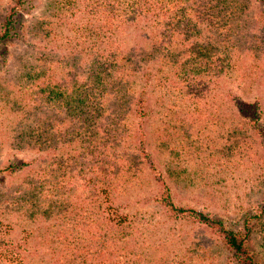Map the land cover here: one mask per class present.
Returning <instances> with one entry per match:
<instances>
[{
  "label": "rangeland",
  "instance_id": "1",
  "mask_svg": "<svg viewBox=\"0 0 264 264\" xmlns=\"http://www.w3.org/2000/svg\"><path fill=\"white\" fill-rule=\"evenodd\" d=\"M180 1L165 20L132 0L18 8L0 44V264H43L65 233L64 258L99 255L108 207L134 218L124 250L141 264H233L216 234L154 200L161 183L177 207L246 230L264 264V5ZM13 3L0 0V24ZM114 58L125 67L89 93L91 68ZM240 102L257 104L260 134Z\"/></svg>",
  "mask_w": 264,
  "mask_h": 264
},
{
  "label": "trees",
  "instance_id": "2",
  "mask_svg": "<svg viewBox=\"0 0 264 264\" xmlns=\"http://www.w3.org/2000/svg\"><path fill=\"white\" fill-rule=\"evenodd\" d=\"M134 10H131L132 13L137 15H148L149 18L154 20L162 19L165 20L168 14L175 13L177 15L182 14L184 7L180 0H132ZM173 1V4H171ZM219 1V0H217ZM227 2L229 0H221ZM257 3L264 5V0H254ZM218 3V2H217ZM26 4V0H14L12 7L9 9L8 14L3 18V21L0 24V44L15 38L17 32L13 28L14 18L13 16L17 13L19 7ZM176 4V6H174ZM219 5V3H218ZM210 8L209 10H212ZM180 34V33H179ZM165 48H162L164 50ZM118 57V56H117ZM120 60V59H119ZM125 67V64L118 62V59L114 58L113 60H106L103 64H98L91 68L89 71V77L91 79L89 85V93L93 92V89H96V85L100 86V82L103 83L104 78H110ZM130 66H127L129 68ZM129 78H133L135 73L128 69L127 72ZM86 87V86H85ZM237 112L240 114V117L243 121L247 122L252 129H255L258 134H260L259 125L257 119L259 117L258 106L256 103L242 104L236 103ZM138 107H140L137 104ZM139 115H143L142 111ZM138 152L140 155H143V158H147L143 148L142 138L138 140ZM264 145V144H263ZM23 165V164H22ZM9 168L11 166H8ZM163 188L160 191L158 198H154L156 202L162 204V206L168 208L173 215L174 219L179 220H190L194 222L195 225L200 226L205 229H209L219 238V243L222 247L228 252L231 261L233 264H254L253 258L250 255L247 246V231H233L226 228L223 223L217 219L212 218L206 213L196 211L190 208H181L174 205L170 200V194L168 188L164 183H161ZM69 226V222L67 224ZM71 227V224H70ZM75 229V226H74ZM96 241L95 249L100 252L99 255L94 254L93 258L86 259L83 257L72 256L67 259L61 255V249L63 243H70L66 233L63 234L64 240L60 241V237L57 236L50 240L49 254L50 257L44 259L43 264H141L144 260L140 253L135 251V248H127L124 246L131 241V237L136 235L135 221L134 218L122 214L118 209H112L108 207L105 210L104 216L101 217L99 226L96 227ZM69 233H72L69 230ZM122 244V252L117 251V247ZM127 250V252H126ZM86 256H90L87 250L82 252Z\"/></svg>",
  "mask_w": 264,
  "mask_h": 264
}]
</instances>
